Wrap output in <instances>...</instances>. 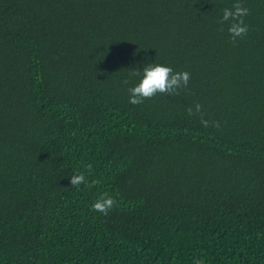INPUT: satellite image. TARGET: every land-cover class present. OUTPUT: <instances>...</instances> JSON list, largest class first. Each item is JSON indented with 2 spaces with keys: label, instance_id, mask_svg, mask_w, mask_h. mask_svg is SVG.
Wrapping results in <instances>:
<instances>
[{
  "label": "trees",
  "instance_id": "trees-1",
  "mask_svg": "<svg viewBox=\"0 0 264 264\" xmlns=\"http://www.w3.org/2000/svg\"><path fill=\"white\" fill-rule=\"evenodd\" d=\"M236 2L0 0V264H264V0L233 44ZM148 63L187 88L131 104Z\"/></svg>",
  "mask_w": 264,
  "mask_h": 264
},
{
  "label": "clouds",
  "instance_id": "clouds-1",
  "mask_svg": "<svg viewBox=\"0 0 264 264\" xmlns=\"http://www.w3.org/2000/svg\"><path fill=\"white\" fill-rule=\"evenodd\" d=\"M250 15L248 8L244 7L242 3L237 0L232 5V8H225L223 11L222 19L219 21L221 24L229 22L230 26L228 32L231 36L233 44L237 42L238 38H244L247 36L249 28L245 24L243 17ZM132 76H141L140 70H131ZM191 78V73L187 71L175 72L171 67L164 66L157 63H148L142 71V76L139 83L128 88L130 94L129 102L133 105H141L145 100L155 97L157 94H164L169 96H175L179 94L181 89L187 88ZM129 81L125 80L124 84H128ZM189 115H193L192 108L188 110ZM195 112L201 114V124L204 127H220L219 122H210L205 120L202 113V105L196 104ZM88 170L91 171V165H88ZM70 184L72 187L79 188L80 185L86 187L95 186V182L92 185H88L84 174L74 173L70 178ZM117 204V201L107 194L102 195L92 205V211L99 212L105 216L112 210Z\"/></svg>",
  "mask_w": 264,
  "mask_h": 264
}]
</instances>
